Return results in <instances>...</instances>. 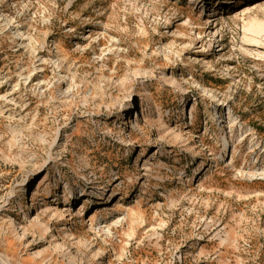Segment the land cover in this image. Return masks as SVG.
Masks as SVG:
<instances>
[{
    "label": "rangeland",
    "instance_id": "rangeland-1",
    "mask_svg": "<svg viewBox=\"0 0 264 264\" xmlns=\"http://www.w3.org/2000/svg\"><path fill=\"white\" fill-rule=\"evenodd\" d=\"M0 264H264V0H0Z\"/></svg>",
    "mask_w": 264,
    "mask_h": 264
},
{
    "label": "bare ground",
    "instance_id": "bare-ground-1",
    "mask_svg": "<svg viewBox=\"0 0 264 264\" xmlns=\"http://www.w3.org/2000/svg\"><path fill=\"white\" fill-rule=\"evenodd\" d=\"M17 34V33H16ZM224 143H227V140H224ZM40 187V184L37 185V189ZM36 193V190L34 191Z\"/></svg>",
    "mask_w": 264,
    "mask_h": 264
}]
</instances>
